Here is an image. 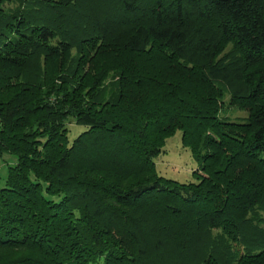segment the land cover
Returning a JSON list of instances; mask_svg holds the SVG:
<instances>
[{
	"label": "trees",
	"instance_id": "16d2710c",
	"mask_svg": "<svg viewBox=\"0 0 264 264\" xmlns=\"http://www.w3.org/2000/svg\"><path fill=\"white\" fill-rule=\"evenodd\" d=\"M2 153L0 264H264V0H0Z\"/></svg>",
	"mask_w": 264,
	"mask_h": 264
},
{
	"label": "rangeland",
	"instance_id": "374dc122",
	"mask_svg": "<svg viewBox=\"0 0 264 264\" xmlns=\"http://www.w3.org/2000/svg\"><path fill=\"white\" fill-rule=\"evenodd\" d=\"M8 3V2H7ZM8 5H11L8 3ZM228 95L225 97L227 101ZM230 119L243 118L246 112L227 108L223 111ZM69 128V138H73L83 130V126L75 124L74 120L66 122ZM156 168L160 175L180 182H196L194 171L198 168V162L193 157L188 147L182 145L181 130H177L166 139L163 151L156 157ZM16 163V156L9 153L0 154V187L4 185L8 168ZM201 174V172H199ZM216 231V230H215Z\"/></svg>",
	"mask_w": 264,
	"mask_h": 264
}]
</instances>
